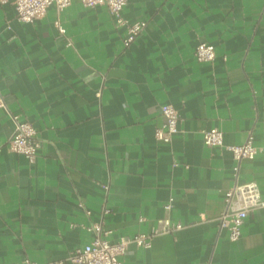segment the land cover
<instances>
[{
  "label": "crops",
  "instance_id": "crops-1",
  "mask_svg": "<svg viewBox=\"0 0 264 264\" xmlns=\"http://www.w3.org/2000/svg\"><path fill=\"white\" fill-rule=\"evenodd\" d=\"M122 14L147 21L130 45L105 5L72 0L27 22L0 0V264H78L84 224L102 219L110 241L149 232L171 197L183 227L130 244L123 264H264V207L237 240L218 220L237 177L264 197V154L236 176L232 152L203 140L218 127L225 144L264 142V0H127ZM201 42L212 61L197 59ZM164 103L180 116L170 142L156 137ZM13 113L38 129L33 162L9 148Z\"/></svg>",
  "mask_w": 264,
  "mask_h": 264
},
{
  "label": "built area",
  "instance_id": "built-area-1",
  "mask_svg": "<svg viewBox=\"0 0 264 264\" xmlns=\"http://www.w3.org/2000/svg\"><path fill=\"white\" fill-rule=\"evenodd\" d=\"M72 0H13L16 7V16L21 21H33L43 16L48 7L55 5L61 12ZM87 7L105 5L115 17L117 25L127 27V35L124 38L125 45H130L137 36L145 29L146 20L131 22L126 19L122 12L127 0H81ZM60 36H65L66 29L60 19L55 21ZM68 45L71 41L68 39ZM195 55L199 61H212L215 56V45L209 42H201L196 46ZM0 108H7L4 97L0 94ZM164 122L156 129V137L164 142H170L179 129L180 116L176 107L170 103L161 106ZM12 118L15 128L8 140L9 148L24 154L29 161H35L40 147L38 129L29 120L23 119L19 113H13ZM204 143L209 146H225L232 152L238 164L234 166L236 176H238L239 163L244 158H254L257 154H264V142L255 143L253 135H249L247 140L241 144H225L224 132L218 127H212L203 131ZM106 190L108 184L103 185ZM172 200L165 203V214L158 219V224L149 232H137L133 235H123L116 241H110L104 235L107 231L103 227V220H93L83 226L93 234L92 239L84 246L74 250L69 256V260L78 264H123V255L130 244L139 246L151 245L152 238L162 233H172L183 227L180 221H173L169 215L172 208ZM264 207V197L262 196L259 184L255 180L239 181L225 193V207L220 213L218 220L220 228H226L229 238L237 240L241 236L242 225L251 211ZM109 209L103 207V214ZM89 214L91 211L86 210ZM15 264H42L31 259H24ZM53 264H66V260H59Z\"/></svg>",
  "mask_w": 264,
  "mask_h": 264
}]
</instances>
